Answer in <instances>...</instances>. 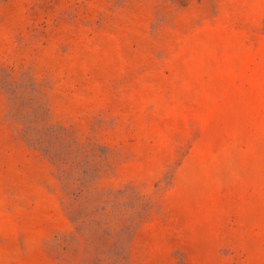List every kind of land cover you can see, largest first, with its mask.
Masks as SVG:
<instances>
[{
  "label": "rangeland",
  "instance_id": "rangeland-1",
  "mask_svg": "<svg viewBox=\"0 0 264 264\" xmlns=\"http://www.w3.org/2000/svg\"><path fill=\"white\" fill-rule=\"evenodd\" d=\"M0 264H264V0H0Z\"/></svg>",
  "mask_w": 264,
  "mask_h": 264
}]
</instances>
